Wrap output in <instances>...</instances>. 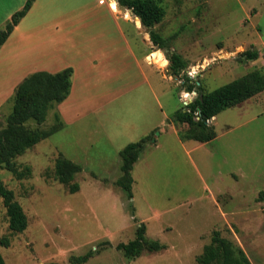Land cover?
I'll list each match as a JSON object with an SVG mask.
<instances>
[{
  "label": "rangeland",
  "instance_id": "374dc122",
  "mask_svg": "<svg viewBox=\"0 0 264 264\" xmlns=\"http://www.w3.org/2000/svg\"><path fill=\"white\" fill-rule=\"evenodd\" d=\"M103 1L106 8L109 0ZM153 1L164 10L153 31L187 63L184 73L203 93L251 71L264 73V0ZM123 30L140 55L145 47L135 30ZM248 50L258 51V58L244 60ZM120 71L116 64L105 80L90 82L82 96L104 98L93 113L63 120L61 130L14 159L22 178L0 170L27 218L22 233H11L0 198V240H9L8 247L0 246L5 263L69 264L93 251L84 264H198L218 232L250 264H264V91L211 119L216 137L201 144L181 141L188 126L172 121L196 92L185 93L168 67L161 68L162 77L148 65L128 63ZM4 79L0 68V129L12 109L13 91L3 101L9 91ZM53 113L40 125H27L58 128ZM151 133L155 143H147L133 165L129 198L116 185L119 153ZM60 156L81 167L74 176L77 193L54 176ZM140 224L146 240L163 249L129 260L116 246L133 240Z\"/></svg>",
  "mask_w": 264,
  "mask_h": 264
},
{
  "label": "trees",
  "instance_id": "16d2710c",
  "mask_svg": "<svg viewBox=\"0 0 264 264\" xmlns=\"http://www.w3.org/2000/svg\"><path fill=\"white\" fill-rule=\"evenodd\" d=\"M35 0H26L23 8L15 12L0 29V47L5 43L13 29L30 10ZM118 6L130 10L140 20L142 27L147 30L151 44L158 50L165 52L168 61V72L173 78L181 82V89L188 94L197 93V97L178 111L172 121L186 124L188 130L179 135L181 141H194L201 144L215 139L213 126L206 123L219 113L233 108L264 91V73L251 71L242 77L218 87L208 93H203L198 82L193 81L184 73L187 63L176 53L169 51L167 39H163L153 31L164 16V10L153 0H116ZM114 3V1H113ZM244 60H256L258 51L248 50L242 53ZM73 70L66 68L61 72L51 74L45 71L32 73L25 77L14 89L11 97L12 109L6 117L5 126L0 129V170L5 169L17 178L23 177V172H18L14 159L23 155L36 144L48 139L64 127L59 114L53 115L58 120L59 127L50 131L32 129L27 125L32 121L42 124L48 111L64 102L70 94L71 77ZM151 133L140 141L127 144L119 153L121 176L116 185L131 198L133 165L148 143H155ZM81 167L60 156L54 164V176L57 181L67 187L70 194L77 193L79 185L74 182V176ZM264 199V192L259 194ZM0 198L6 210L8 229L11 233H22L27 227V218L21 206L14 200V194L6 189L0 179ZM0 246L8 247L7 238L0 240ZM123 256L129 260L138 258L144 251L158 252L163 246L156 241H147L145 226L140 224L133 240L120 243L116 246ZM94 256L93 251L84 255L72 257L69 264H84ZM198 264H250L244 253L227 239L220 237L218 232H213L211 242L203 248L197 256ZM0 264H6L0 252Z\"/></svg>",
  "mask_w": 264,
  "mask_h": 264
},
{
  "label": "crops",
  "instance_id": "0c3cea01",
  "mask_svg": "<svg viewBox=\"0 0 264 264\" xmlns=\"http://www.w3.org/2000/svg\"><path fill=\"white\" fill-rule=\"evenodd\" d=\"M25 2L0 0V29L23 8ZM103 5V0H75V3L72 0H35L0 47V68L5 78L3 85L9 90L4 93L3 101L32 73L45 71L55 74L71 68L70 94L54 109L58 110L65 125L64 121L78 120L94 112L104 98L97 100L99 94L82 95L87 94L95 77L105 80L116 64L121 74L122 66L133 63L137 68L148 65L162 77L161 68L167 70L168 63L164 53L151 44L140 20L130 10L118 6L116 0L114 3L109 0L106 8ZM128 26L135 30V36L145 47L140 55L129 46L128 36L123 30ZM95 73L98 74L93 75Z\"/></svg>",
  "mask_w": 264,
  "mask_h": 264
},
{
  "label": "water",
  "instance_id": "95a60500",
  "mask_svg": "<svg viewBox=\"0 0 264 264\" xmlns=\"http://www.w3.org/2000/svg\"><path fill=\"white\" fill-rule=\"evenodd\" d=\"M198 84V83H197ZM195 99V98H194ZM193 99H190L188 102H185L184 105H187L188 103L192 102ZM206 123H209V121H207Z\"/></svg>",
  "mask_w": 264,
  "mask_h": 264
},
{
  "label": "bare ground",
  "instance_id": "6f19581e",
  "mask_svg": "<svg viewBox=\"0 0 264 264\" xmlns=\"http://www.w3.org/2000/svg\"><path fill=\"white\" fill-rule=\"evenodd\" d=\"M136 21H137V19H136ZM137 22H138V21H137ZM138 24H139V23H138ZM156 51H157V50H156ZM156 56H157V55H156ZM156 56H155V57H156ZM158 56H159V58H160V55H158ZM213 118H214V117H213ZM213 118H212V119H213Z\"/></svg>",
  "mask_w": 264,
  "mask_h": 264
}]
</instances>
